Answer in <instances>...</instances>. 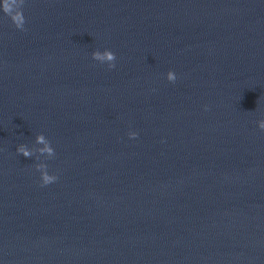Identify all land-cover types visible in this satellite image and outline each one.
I'll list each match as a JSON object with an SVG mask.
<instances>
[{
    "label": "water",
    "instance_id": "water-1",
    "mask_svg": "<svg viewBox=\"0 0 264 264\" xmlns=\"http://www.w3.org/2000/svg\"><path fill=\"white\" fill-rule=\"evenodd\" d=\"M22 11H0V261L264 264V0Z\"/></svg>",
    "mask_w": 264,
    "mask_h": 264
},
{
    "label": "clouds",
    "instance_id": "clouds-1",
    "mask_svg": "<svg viewBox=\"0 0 264 264\" xmlns=\"http://www.w3.org/2000/svg\"><path fill=\"white\" fill-rule=\"evenodd\" d=\"M23 5H24V0H0V11H2L4 14L9 16L15 27L21 30H23L25 24V17L22 11ZM96 58L105 59V57H100L98 54ZM108 58L115 60V56H109ZM109 67L114 68L115 64H110ZM168 79L170 82H175L177 76L175 74L170 73ZM258 127L261 130H264V119L258 121ZM137 135H138L137 132H128L129 139H135ZM42 141H43V137H38V142H42ZM48 151L51 153L50 149H48ZM17 152L23 154L26 157L30 155V152L23 145L18 147ZM56 180H57L56 176H49L47 175L46 172L42 173V177L40 179L42 186L52 184ZM0 264H3V262L0 261Z\"/></svg>",
    "mask_w": 264,
    "mask_h": 264
}]
</instances>
